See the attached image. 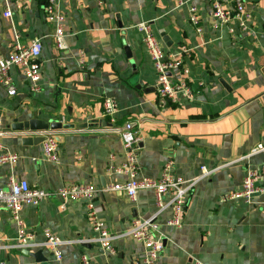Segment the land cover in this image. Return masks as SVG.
I'll return each instance as SVG.
<instances>
[{
    "label": "crops",
    "instance_id": "crops-1",
    "mask_svg": "<svg viewBox=\"0 0 264 264\" xmlns=\"http://www.w3.org/2000/svg\"><path fill=\"white\" fill-rule=\"evenodd\" d=\"M19 1L0 0V53L7 54L15 32L22 42L41 38L40 90L29 92L15 68L10 74L16 94L8 96L0 85V152L18 156L12 168L0 164V187L6 188L10 175L50 192L69 183L94 185L93 210L113 237L115 254L108 257L94 240L84 200L60 207L54 194L23 205L19 222L1 209L0 260L42 264L26 253L41 249L47 264H57L42 245L48 228L62 241L60 264H83L82 254L87 264H144L142 244L127 231L133 219L154 214V196L144 189L131 200L105 188L125 180L108 167L110 154L116 165L124 162L122 142L103 114L110 97L117 123L129 120L139 129V176L157 178L167 160L183 178L199 176L200 166H220L195 184L179 227L165 224L169 209L158 216L163 250L156 264H264V193L249 202L222 200L240 188L246 168L264 161L258 152L230 163L264 139V0H243L250 19L236 38L212 20L207 0H56L65 14L63 51L54 47L43 0H24L22 7ZM5 6L11 16H3ZM190 7L196 8L197 24L189 20ZM143 22L167 54L182 59L190 98L180 94L158 102L156 73L136 27ZM30 118L86 126L54 130V163L43 156L42 132L13 128ZM19 226L35 233L24 247L16 240Z\"/></svg>",
    "mask_w": 264,
    "mask_h": 264
},
{
    "label": "built area",
    "instance_id": "built-area-1",
    "mask_svg": "<svg viewBox=\"0 0 264 264\" xmlns=\"http://www.w3.org/2000/svg\"><path fill=\"white\" fill-rule=\"evenodd\" d=\"M101 4L103 0H96ZM24 0H20L18 7H22ZM209 14L217 25L226 26L228 31L236 38L238 32H242L247 27L250 13L243 4V0H230V3L221 0H207ZM42 10L44 19L53 28L54 47L63 51L67 48L63 23L65 14L57 7L56 0H43ZM189 20L193 24L199 21L195 7H190ZM11 9L5 6L3 16H11ZM141 32L142 43L153 63L156 73V93L157 100L164 105L167 100H173L182 94L191 97V91L186 84L185 76L187 70L182 67L180 57L167 54L162 48L160 40L151 32L150 25L146 22L136 25ZM201 31L199 26L196 27ZM42 50L41 38H33L29 42H22L20 35L15 32L6 55L0 53V85L5 89L8 96L16 94V88L12 81L10 70L15 68L20 71L25 80L28 81V90L31 93L40 90L41 64L40 53ZM181 52L187 49L181 47ZM103 114L108 116L110 130L120 138L123 146L124 162L116 165L112 154L108 156V167L112 173L125 175V180L115 181L105 188L109 191L123 192L129 199L134 200L138 191L149 189L153 192L155 202V212L147 219H133L127 233L136 241L140 242L144 249L143 263L156 264L162 250L163 240L157 224L158 216L166 209L170 210V215L165 220V224L171 227H179L182 223L185 202L193 187L199 179L209 176L220 166L207 168L200 166V175L192 178H183L173 171V163L167 160L157 178H149L138 175V164L135 150L141 140L139 129L133 122L126 120L120 124L115 118V101L107 97L103 103ZM1 114H0V137L2 135ZM43 135L42 152L44 158L49 162L57 163L59 160L57 142L54 137V130L40 131ZM264 155V139L257 142L245 155L230 163H236L248 158L255 153ZM18 156L14 153L0 152V164H8L10 168L17 162ZM264 193V161L260 165H253L245 169L239 189L225 195L226 198H242L249 202L255 194ZM56 194L61 200L60 207L68 201L84 200L86 202L87 216L89 224L95 232V241L101 250L108 257L115 254L112 239L108 230L97 218L93 210V199L97 194V189L92 184L69 183L59 186L55 192L46 191L42 188L31 186L26 180L8 177L6 188L0 187V211L6 209L11 216L19 222L18 213L23 205H37L40 201ZM43 247L47 248L57 264H60L62 255L60 244L62 241L48 228H43ZM35 233L24 227H18L16 233L17 243L24 247L34 239ZM2 240L0 236V241ZM78 242H82L78 240ZM83 264H87V257L81 255ZM0 264H6L0 260Z\"/></svg>",
    "mask_w": 264,
    "mask_h": 264
},
{
    "label": "water",
    "instance_id": "water-1",
    "mask_svg": "<svg viewBox=\"0 0 264 264\" xmlns=\"http://www.w3.org/2000/svg\"><path fill=\"white\" fill-rule=\"evenodd\" d=\"M17 123V122H16ZM14 124L15 126L13 127L14 129L18 130H30V131H45V130H59V129H70L73 128L74 126L76 127H84L86 124H71V123H62L59 120H54L51 118H48L47 120H42L38 118H30L28 120H25L21 123ZM26 143H30L31 139L30 138H25L24 139ZM41 141H43V137L40 138ZM27 254L32 256L36 261L41 262L42 264H47L46 257L42 254V250L38 249L36 251H27Z\"/></svg>",
    "mask_w": 264,
    "mask_h": 264
}]
</instances>
